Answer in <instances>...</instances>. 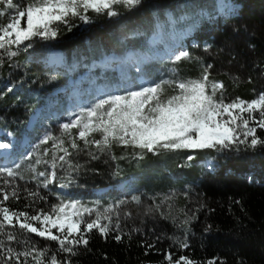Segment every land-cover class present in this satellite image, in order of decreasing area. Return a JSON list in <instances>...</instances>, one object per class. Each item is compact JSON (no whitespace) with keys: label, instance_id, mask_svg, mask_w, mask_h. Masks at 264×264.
Here are the masks:
<instances>
[{"label":"rangeland","instance_id":"rangeland-1","mask_svg":"<svg viewBox=\"0 0 264 264\" xmlns=\"http://www.w3.org/2000/svg\"><path fill=\"white\" fill-rule=\"evenodd\" d=\"M211 2L212 0H179L153 6L151 10L155 20H159L158 24L162 27L157 25L152 36L146 38L141 35L133 38L132 43H123V49L120 50L122 56L116 52L106 53L104 48H99L93 52L100 56L97 59L87 63L84 59L76 58L69 66L64 54L50 51L45 59L46 66L57 74H63L65 84L55 90L49 102L30 117L23 138L18 140L12 132L0 129V143L12 145L10 149H0V166L13 167L14 162L23 161L18 170L23 179L20 176L5 177V180L10 181L9 184L0 180V188H5L9 193L13 186L19 188V199L10 197L5 206L12 210L33 213L38 208L47 211L60 199H72L92 208L99 205L103 210L120 200H126L128 202L118 209V221L116 216L113 217L114 223L119 222L122 235L150 236L155 232L159 234L157 238L173 242L176 251L185 250L176 243L177 239L186 240L191 246L196 242H203L208 237L217 236L221 230L212 226V219H207L211 199L196 192L205 174L213 173L217 169V161L211 158L210 149L204 151V157L197 161L187 160L189 155L193 156L187 150L146 153L143 160L137 159L135 155L129 156L125 151L117 152L115 145L110 152L97 153V159H93L88 151H81L71 158L76 168L71 170L66 166L58 167L56 181L48 188H43L32 178L35 173L31 170L32 167H35L37 172L51 170L50 164H35L37 158L51 160L52 153L49 152L47 156L44 153L52 148L53 142L41 144V140L49 134L61 137V125L75 119L82 110L99 99L138 90L146 81L154 83L174 78H198L203 68L208 65H211L210 79L221 82L218 74L222 71L212 61L218 56L214 54L215 49L210 45L198 47L197 39L194 38L198 31H202L203 38L208 37L217 28V22L221 18H230L231 13L226 9L223 0H217V4L222 5L219 13L198 15L201 12L200 7ZM187 10L192 14L179 16ZM168 15L184 19L170 26L166 23ZM7 20V16L3 17L4 22ZM258 30L257 27H251L241 21H233L228 24L224 36L235 41H242V38L249 41L252 36L257 35ZM228 48L229 43L225 50ZM181 50L188 51L192 58L174 63L173 53ZM220 51L224 54V50L220 48ZM186 68L188 69L183 70ZM192 70H195L196 75L192 76ZM224 87L228 97L226 85ZM72 131L75 134L77 130ZM258 135L264 138V131H258ZM64 139L65 146H68V137L65 136ZM78 143L83 147L82 142ZM241 149L246 152L253 150L243 147ZM95 151L94 148L91 149V152ZM29 153H34L31 160L25 159ZM251 174L255 175L254 172H249V175ZM61 184H66L67 187L61 188ZM29 192L39 193L35 202L28 196ZM133 195L141 197L139 205L131 202ZM22 202H25L23 206ZM157 204L161 206L159 211L164 212L167 218H162L159 212H147L150 206ZM19 206L20 209H17ZM185 220L188 221L187 224H184ZM17 237L21 241L20 244L7 242L3 236H0V240H5L18 250H22L24 238H28L39 248L50 249L57 246L54 241H48L35 234L21 235L18 230Z\"/></svg>","mask_w":264,"mask_h":264},{"label":"snow or ice","instance_id":"snow-or-ice-1","mask_svg":"<svg viewBox=\"0 0 264 264\" xmlns=\"http://www.w3.org/2000/svg\"><path fill=\"white\" fill-rule=\"evenodd\" d=\"M141 3L142 0H0V55L14 57L17 55L14 47L18 50L20 45L36 37L54 39L58 26L68 25L70 19L90 23L89 12L96 15L106 13L113 17L119 14L118 7L132 10ZM221 6L217 4V12ZM207 14L203 10L198 13L200 16ZM5 16L8 17L7 22L3 21ZM183 19L168 15L166 23L174 26ZM158 27L162 25L158 24ZM191 58L188 51L173 53L174 63ZM210 68L211 65L205 66L198 78H174L154 83L146 81L138 90L99 99L75 119L62 124L61 137L49 134L41 140V144L53 142L52 148L44 153L47 156L51 152L52 156L50 161L37 158L35 164H50L51 170L37 172L32 167L35 173L32 178L43 188H48L56 181L58 167L76 168L71 159L74 154L88 151L93 159H97V153L110 152L114 145L132 148L140 160L146 153L158 154L161 151H239L241 147H264V138L258 135V131H264V92L251 100L228 98L224 84L210 79ZM73 129L77 130L75 134ZM65 136L68 137V146H65ZM11 147L10 143H0V149ZM92 148L96 151L91 152ZM33 155L29 153L25 159L31 160ZM193 159L192 155L187 157L188 161ZM22 163L14 162L13 167L0 166V180L9 184L5 177L20 176L23 179L18 171ZM40 177L44 179L39 180ZM60 187L67 185L61 184ZM18 193L17 186H13L10 193L0 188V236L5 237L7 242L20 244L18 230L21 235L35 234L54 241L57 249L51 252L49 248H39L24 238L22 250H18L0 240V264H12L13 261L15 264H72L71 259L61 258L60 254L71 257L78 255L81 247L87 249L89 234L94 230L104 239L114 231L115 241L124 239L120 224L114 223L113 217L116 216L118 221V209L128 202L126 200L101 210L99 205L92 208L78 200L60 199L47 211L38 208L29 213L5 206L10 197L18 200ZM28 196L35 202L39 193L29 192ZM130 199L135 204L141 203L140 196L133 195ZM160 207L158 204L150 206L147 212H159L162 218H167L164 212L159 211ZM187 223L185 220L184 224ZM176 243L181 249L189 247L186 240L177 239ZM165 260L167 264H200L187 255H180L174 260L171 252L165 255ZM207 264H216V261L209 260Z\"/></svg>","mask_w":264,"mask_h":264},{"label":"trees","instance_id":"trees-1","mask_svg":"<svg viewBox=\"0 0 264 264\" xmlns=\"http://www.w3.org/2000/svg\"><path fill=\"white\" fill-rule=\"evenodd\" d=\"M172 1L179 0H142L132 10L118 7L119 14L113 17L89 12L90 23L70 19L68 25L58 26L54 39L36 37L20 45L18 50L14 47L16 56L0 55V129L12 132L18 140L23 138L30 117L65 84L63 74L46 66L50 51L64 54L69 66L76 58L92 62L100 57L98 53L93 54L99 48L122 56L123 43H132L133 38L141 35L147 38L155 34L159 20H155L151 8ZM223 1L231 13L230 18H221L208 37L203 38L202 31H198L194 38L198 47L210 45L215 49L214 54L218 56L212 61L222 71L218 79L226 85L227 96L251 100L264 92V0ZM200 9L212 15L219 13L217 0L205 3ZM187 14L192 13L187 10L179 16ZM233 21L257 27V35L249 41L224 36ZM228 43L230 48L225 50ZM28 44L31 47H27ZM192 71V76L196 75L195 70ZM115 149L134 155L132 148L115 145ZM204 151L207 150L191 152L195 161L204 157ZM209 152L217 161V169L205 174L196 192L211 199L207 219H212V226L221 230L217 236L211 235L203 242L176 251L173 242L158 239L159 234L155 232L150 236L123 235L124 239L117 242L113 239L115 232L104 239L93 231L89 234L87 249L81 247L76 256L66 257L61 253L60 257L71 259L72 264H167L165 255L171 252L174 260L187 255L200 264H207L209 260H215L216 264H264V147L248 152L242 149H210ZM56 249L57 246L51 247L50 251Z\"/></svg>","mask_w":264,"mask_h":264}]
</instances>
